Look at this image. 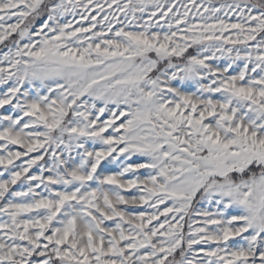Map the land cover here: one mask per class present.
Segmentation results:
<instances>
[{
    "label": "snow or ice",
    "instance_id": "6c2138e0",
    "mask_svg": "<svg viewBox=\"0 0 264 264\" xmlns=\"http://www.w3.org/2000/svg\"><path fill=\"white\" fill-rule=\"evenodd\" d=\"M0 264H264V0H0Z\"/></svg>",
    "mask_w": 264,
    "mask_h": 264
}]
</instances>
